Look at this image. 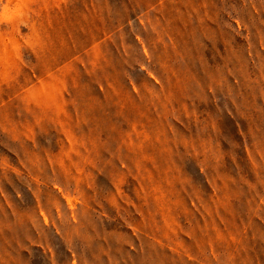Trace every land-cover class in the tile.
<instances>
[{
    "label": "rangeland",
    "instance_id": "rangeland-1",
    "mask_svg": "<svg viewBox=\"0 0 264 264\" xmlns=\"http://www.w3.org/2000/svg\"><path fill=\"white\" fill-rule=\"evenodd\" d=\"M0 264H264V0H0Z\"/></svg>",
    "mask_w": 264,
    "mask_h": 264
}]
</instances>
